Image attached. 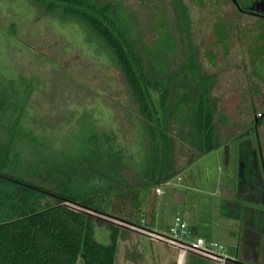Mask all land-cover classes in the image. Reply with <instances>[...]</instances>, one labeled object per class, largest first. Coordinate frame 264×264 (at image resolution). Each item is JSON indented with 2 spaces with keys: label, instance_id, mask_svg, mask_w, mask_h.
<instances>
[{
  "label": "rangeland",
  "instance_id": "obj_1",
  "mask_svg": "<svg viewBox=\"0 0 264 264\" xmlns=\"http://www.w3.org/2000/svg\"><path fill=\"white\" fill-rule=\"evenodd\" d=\"M112 1L120 4L130 21L138 53L147 70L155 59H160L167 75L175 73L191 47L198 75L211 79L209 95L215 108L216 149L195 156L196 151L185 136L189 125L175 120L168 125L171 147L167 175H172L169 180L175 182L179 174L182 179L179 185L152 184L147 175L149 163L145 160L150 138L130 88L119 68L82 25L42 15L27 0H0V75L16 82L23 77L32 81H29L32 93L25 109L26 124L42 139L44 153L69 158L88 149L91 135L113 134L115 145L133 157L136 163L130 160L124 169V182L112 192L106 211L107 215L120 219H109L119 229L116 242L126 238L128 231L143 227L141 219L148 218L152 209L151 231L157 217L156 232L169 237V227L180 217L188 225L183 243L192 240L189 231L198 226L206 240L224 244L227 254L236 256L233 248L238 240L243 249L250 242L247 231L243 227L239 230L234 222L228 225L220 208L222 200H228L222 196L223 189L230 190L235 197L233 201L238 202L242 180L252 172V148L259 156L264 155V121L259 133L252 131L254 114L264 109V49L257 48L249 60L252 45L260 37L250 35L248 24L239 21L224 0ZM254 60L257 66L250 63ZM187 85V78L182 77L175 83L177 90L174 88L173 94ZM245 148L248 155L244 157L249 156V160L241 163L240 152H246ZM158 187L162 188L161 196L155 192ZM260 189L263 191L264 185ZM261 190L257 192L261 194ZM177 193L183 196L181 203H175ZM239 202L252 206V227L264 239V231L261 232L264 204L243 198ZM182 212L190 215L188 218L179 215ZM107 218L91 217L96 237L108 233ZM257 242L260 247L264 245V241ZM155 246L154 251L144 240V246L138 250L147 261L161 256L159 263L155 259L152 264H173L175 260L177 264L175 250L162 244ZM248 247L252 252V245ZM132 251L134 254L135 247ZM126 253L120 245L114 263L120 264ZM259 256H264L260 248ZM248 257L252 260V255ZM182 264L218 263L186 252Z\"/></svg>",
  "mask_w": 264,
  "mask_h": 264
},
{
  "label": "trees",
  "instance_id": "obj_2",
  "mask_svg": "<svg viewBox=\"0 0 264 264\" xmlns=\"http://www.w3.org/2000/svg\"><path fill=\"white\" fill-rule=\"evenodd\" d=\"M27 1L42 15L82 25L119 68L149 134L145 160L155 187L172 176L167 175L171 121L189 125L185 136L195 156L216 149L211 79L198 75L191 47L175 73L167 75L160 59L147 70L130 21L116 1ZM182 77L188 85L174 95ZM29 81L0 75V264H114L119 229L107 225L108 233L96 237L91 217L66 204L106 214L112 192L124 182V169L135 161L115 145L113 134L91 135L88 149L69 158L44 153L42 139L26 124ZM151 214L152 209L140 229L151 231Z\"/></svg>",
  "mask_w": 264,
  "mask_h": 264
},
{
  "label": "crops",
  "instance_id": "obj_3",
  "mask_svg": "<svg viewBox=\"0 0 264 264\" xmlns=\"http://www.w3.org/2000/svg\"><path fill=\"white\" fill-rule=\"evenodd\" d=\"M182 181L180 175L178 174L177 176H175V182H172L171 180H169V182L166 185H170V186H176L179 185V183ZM185 188H189L188 186H186ZM162 188L160 187V193L158 196L162 195ZM239 200L245 199L246 200H252L251 196L250 197H242V196H238ZM233 199H235V197L233 196L231 199L228 200H222L223 204L220 208V214L222 215V217H224L225 221L228 223V225L231 222L236 223V226H239V230L242 228L243 230H246V238L249 242V245H252V252L250 251V248L247 246V248L243 249L242 247V243L240 240H238V242L236 243L234 249V253L236 254V257L238 259V261H242L245 263H249L252 264V262H256V263H261L264 264V256H259L257 257V251H262V254L264 255V245L262 247L259 246L257 240H259L260 242L264 241V239L262 238V236L258 235L254 229H253V223L252 222V206L248 205V204H241L238 200V202L233 201ZM183 201V196L179 193H177V195H175V203H181ZM243 208V210H242ZM247 210V211H246ZM183 213V212H182ZM191 213V212H190ZM245 214L244 216L242 214ZM182 216H186L188 215V212H184L183 214H179ZM190 215V214H189ZM188 215V216H189ZM188 218V217H187ZM192 219V218H191ZM144 221L146 219H143ZM157 217L155 219L154 222V227L152 231H147V230H143L140 229V227L136 230H131L127 232V237L124 239L120 240V243H118V241L116 242L115 245V253L117 251V248L120 245L124 246L125 251H127L128 253H126V256L124 255L122 261L120 264H152L151 262H153V260H155L156 258H149V260L147 261V259L145 258L144 255H142L143 253H141L138 248L141 246H144V240H147L149 243V248H151L152 250L155 251L156 249V244H162L165 247L169 248V249H173L175 250V252H177V255L179 257V255L184 252L182 251L181 248H179L176 245H173L169 242H167L166 240H161L159 239L156 235H160L156 232V227H157ZM250 225V227L248 228L247 226ZM136 226V225H135ZM247 228V229H246ZM230 230V228L228 229ZM264 229L261 231L263 232ZM191 234L193 235V238L195 236H201L200 234V228H198V226H194L191 229ZM261 234V233H260ZM192 238V239H193ZM241 239V238H240ZM143 240V241H142ZM135 247V253H133V248ZM130 248V249H129ZM186 252H190V251H186ZM184 252V253H186ZM114 253V254H115ZM158 253V252H157ZM249 256L252 255V260L249 259ZM262 257V259H261ZM156 261L159 263L161 261V256L157 255V259ZM176 261V260H175ZM175 261L173 262V264H176ZM115 264V263H114Z\"/></svg>",
  "mask_w": 264,
  "mask_h": 264
},
{
  "label": "flooded vegetation",
  "instance_id": "obj_4",
  "mask_svg": "<svg viewBox=\"0 0 264 264\" xmlns=\"http://www.w3.org/2000/svg\"><path fill=\"white\" fill-rule=\"evenodd\" d=\"M227 5L230 6L231 10L233 11L234 15L238 17L239 21H243L248 24V28L250 30V35L252 37H260V40L258 42H254L252 45V52L249 57V60L254 57V52L257 48L264 49V0H224ZM244 25V24H243ZM251 37V36H250ZM254 41V40H253ZM255 63V66L258 65L257 60L250 61ZM253 82H257L255 78H252ZM261 96V95H260ZM260 100V99H259ZM261 101V100H260ZM255 118V123H254ZM264 121V109L262 111L256 112L253 116L252 123L253 124V134L259 133L261 131L262 123ZM258 140V137H257ZM243 141V140H242ZM241 141V142H242ZM246 151V148L244 149ZM242 154L243 157H242ZM247 154L246 152L241 151L240 152V161L248 162L249 156L244 157ZM252 159L250 160L252 162V172L248 174L246 178H244L243 181V188L241 191L239 190L237 193V196L242 197H250L252 193V201H259L264 204V190L262 191L260 188H263L264 185V155L256 153L254 148H252ZM243 167L244 165L241 164ZM260 186V188L258 187ZM241 188V187H240ZM257 190H261L262 193L259 194ZM252 210H254L252 208Z\"/></svg>",
  "mask_w": 264,
  "mask_h": 264
},
{
  "label": "built area",
  "instance_id": "obj_5",
  "mask_svg": "<svg viewBox=\"0 0 264 264\" xmlns=\"http://www.w3.org/2000/svg\"><path fill=\"white\" fill-rule=\"evenodd\" d=\"M155 192L160 193V187L156 188ZM143 223V219H141ZM169 237L156 235L161 240L178 246L182 251H190L199 256L212 260L218 264H235L238 259L227 254V247L215 241H208L204 237L195 236L190 242L183 243L182 240L188 234V225L180 217H176L169 227ZM191 233V231H189Z\"/></svg>",
  "mask_w": 264,
  "mask_h": 264
},
{
  "label": "water",
  "instance_id": "obj_6",
  "mask_svg": "<svg viewBox=\"0 0 264 264\" xmlns=\"http://www.w3.org/2000/svg\"><path fill=\"white\" fill-rule=\"evenodd\" d=\"M222 196L223 197H226L227 199H231L232 198V195H231V191L230 190H227V189H223L222 190ZM66 206H69L68 204H66ZM70 206H72L73 208L75 207H77L78 208V211H80V212H82L83 214H85V215H87V216H90V217H98V216H107L108 218L106 219V221L108 222V223H110V224H113V222H111L109 219H113V220H119L120 221V219H117V218H115V217H112V216H110V215H107V214H100V213H96V212H88V211H86V210H84L83 208H80V207H78V206H75V205H70ZM76 208V209H77ZM122 222H125V221H122ZM126 224H129V225H131V226H135L134 224H131V223H128V222H125ZM183 259H184V252H182L180 255H179V257H178V262H177V264H182V261H183ZM235 264H249V263H245V262H242V261H236L235 262Z\"/></svg>",
  "mask_w": 264,
  "mask_h": 264
}]
</instances>
